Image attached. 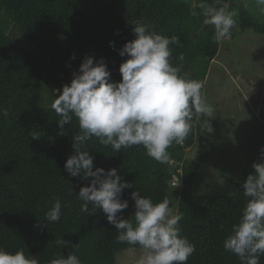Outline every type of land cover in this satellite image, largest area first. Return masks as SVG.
Here are the masks:
<instances>
[{
  "label": "trees",
  "instance_id": "obj_1",
  "mask_svg": "<svg viewBox=\"0 0 264 264\" xmlns=\"http://www.w3.org/2000/svg\"><path fill=\"white\" fill-rule=\"evenodd\" d=\"M197 2L0 0V108L8 110L6 117L0 115V248L7 252L23 250L26 256H35L39 264H50L61 255L66 258L69 252H74L81 264H120L125 251L140 250L139 246L117 242L115 226L101 210L91 215L79 211L81 202L75 195L89 181L72 177L64 169L73 152V135L79 129L73 119L70 125H64V134H59L56 121L60 117L50 104L62 85L72 79L70 70L77 73L86 56H91L94 63L102 60L110 79L119 81V65L127 57H121L118 50L134 39L131 24L136 21L152 26L158 34L178 36L182 46L170 45L172 65L180 64L177 57L183 53L182 73L205 81L219 42L213 39V27L203 24V17L190 15ZM223 3L237 12L241 31L251 29L264 34V19L255 15L260 14L250 8L247 0ZM257 108L258 115L252 114L261 123L259 115L264 118V112L261 106ZM203 118L194 121L182 145L173 143L168 149L170 159L166 163L149 157L143 146L114 153L95 138L88 142V152L94 170L116 168L118 175L132 184L122 191L121 199L128 201V208L119 216L127 219L134 213L132 191L138 190L153 202L167 198L170 207L183 213L179 227L196 249L187 264H240L236 255L224 251L222 242L247 202L242 184L254 171L253 163L261 161L264 135L252 133L243 145V150L247 149L240 162L243 168L232 167L229 161L238 156L229 154L228 160L210 166L227 176L234 193L199 195L193 188L203 156L188 159L186 148L194 145L197 137L201 139L199 126ZM262 128L264 131V124ZM33 133L40 138H32ZM214 149V154L221 153ZM178 177L180 184L173 189ZM53 198L62 205L60 220L54 223L45 220ZM61 240L63 244L58 243ZM260 264H264V255L260 256Z\"/></svg>",
  "mask_w": 264,
  "mask_h": 264
},
{
  "label": "clouds",
  "instance_id": "obj_2",
  "mask_svg": "<svg viewBox=\"0 0 264 264\" xmlns=\"http://www.w3.org/2000/svg\"><path fill=\"white\" fill-rule=\"evenodd\" d=\"M255 3L264 13V0ZM190 15L203 17L204 25L213 26V39L217 42L229 37L237 26L234 19L237 12L230 11L229 4L223 0L213 3L198 0ZM131 25L134 39L118 50L121 57H127L119 65V81L110 79V71L102 60L94 63L91 56H86L79 71L69 83L62 85L50 104L60 117L56 121L59 134H64V125H70L73 119L79 129L73 135V152L66 159L64 169L72 177L89 181L75 195L81 202L79 211L91 215L101 210L115 226L118 243L139 246L141 254L134 264H187L196 249L179 227L183 213L170 207L167 198L153 202L135 190L131 193L134 201L131 219L119 216L118 213L128 208V201L121 199L122 191L132 184L124 181L116 168L94 170L88 152V142L95 138L99 144L110 146L114 153L143 146L149 157L166 163L170 159L168 149L173 143L185 142L194 121L204 117L209 125L208 121L215 117V108L203 91L204 81L182 73L184 54L177 57L180 64L171 63L170 45L182 46L179 37L158 34L141 21ZM71 58L75 59V55ZM0 115L6 117L8 110L0 108ZM207 131H212L210 125ZM31 137L40 138L36 133ZM222 138L225 139L223 134ZM261 157L243 181L247 202L222 242L224 251L236 255L240 264H260V256L264 255V148ZM176 179L173 189L180 184V177ZM53 200L45 220L54 223L60 220L62 205L58 198ZM58 243L63 244V240ZM0 264H39V261L35 256H26L23 250L7 252L0 248ZM50 264H81V261L74 252H69L66 258L61 255Z\"/></svg>",
  "mask_w": 264,
  "mask_h": 264
},
{
  "label": "rangeland",
  "instance_id": "obj_3",
  "mask_svg": "<svg viewBox=\"0 0 264 264\" xmlns=\"http://www.w3.org/2000/svg\"><path fill=\"white\" fill-rule=\"evenodd\" d=\"M248 3L253 11L257 10L260 14L255 15L264 19V13L260 12L255 0H247ZM253 5L256 6L255 10ZM234 19L237 26L231 30L229 37L219 41V51L211 61L204 81V92L215 108V117L208 121L212 131H207V118H203L199 126L201 139L197 137L194 145L186 148L188 159L196 160L203 156V166L200 167L193 188V192L199 195L234 193V185L227 176L210 166L218 160L224 161L228 158L226 154H229L238 156L229 161L232 167L243 168L240 162L247 153V149L243 150V145L248 143L252 133L264 135L263 114L259 115L261 123L252 114L258 115V106H261V113L264 112V34L251 29L241 31L239 16L236 15ZM8 29L12 30L11 25ZM13 34L17 36V32ZM70 74L73 76L74 71L70 70ZM221 134L225 139L220 138ZM214 146V150H221L220 154L211 151ZM172 208L176 210V207ZM133 214H129L128 218L131 219ZM140 254L141 250L125 251L119 263L134 264Z\"/></svg>",
  "mask_w": 264,
  "mask_h": 264
}]
</instances>
